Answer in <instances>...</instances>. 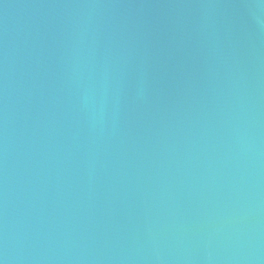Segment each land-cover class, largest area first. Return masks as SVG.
<instances>
[{
    "label": "water",
    "instance_id": "1",
    "mask_svg": "<svg viewBox=\"0 0 264 264\" xmlns=\"http://www.w3.org/2000/svg\"><path fill=\"white\" fill-rule=\"evenodd\" d=\"M0 264H264V4L0 0Z\"/></svg>",
    "mask_w": 264,
    "mask_h": 264
},
{
    "label": "clouds",
    "instance_id": "2",
    "mask_svg": "<svg viewBox=\"0 0 264 264\" xmlns=\"http://www.w3.org/2000/svg\"><path fill=\"white\" fill-rule=\"evenodd\" d=\"M261 4H264V0H260Z\"/></svg>",
    "mask_w": 264,
    "mask_h": 264
}]
</instances>
